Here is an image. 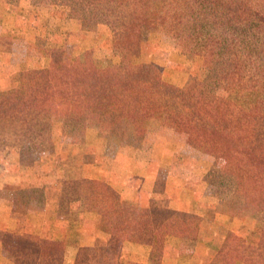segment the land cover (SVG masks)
Segmentation results:
<instances>
[{
    "label": "trees",
    "instance_id": "1",
    "mask_svg": "<svg viewBox=\"0 0 264 264\" xmlns=\"http://www.w3.org/2000/svg\"><path fill=\"white\" fill-rule=\"evenodd\" d=\"M50 2L66 9L72 21L106 25L119 59L100 66L87 53L75 61L65 45L47 44L41 65L23 69L18 86L0 96V146L31 157L37 145L52 142L54 121L61 123L64 135L81 143L88 117L105 123L109 137L122 143L172 123L187 147L211 159L208 172L216 201L237 220L263 221L257 237L229 231L209 264H264V0ZM158 31L178 42L181 55L203 77L191 76L182 86L163 77L161 66L142 51L143 39ZM61 184L66 200L100 208L114 235L112 247L143 239L135 231L141 224L157 232L156 248L165 235H197L198 213L123 203L105 181L91 177ZM30 192L18 189L17 202ZM125 229L131 236L124 235ZM0 244L13 264H34L41 251H48L42 262L60 264L65 248L59 239L9 231H0Z\"/></svg>",
    "mask_w": 264,
    "mask_h": 264
},
{
    "label": "crops",
    "instance_id": "2",
    "mask_svg": "<svg viewBox=\"0 0 264 264\" xmlns=\"http://www.w3.org/2000/svg\"><path fill=\"white\" fill-rule=\"evenodd\" d=\"M15 26L18 28L19 25H11V28L7 25H0V96L11 94L13 89L18 86L20 73L23 69L38 67L44 60L46 42L43 40L39 55L34 54L37 49L35 42L39 41V37H34L33 41L30 40L27 44H23V49H20L22 39L18 31L14 29ZM5 27L9 30L6 31ZM16 49L19 50H17L18 55H15ZM95 134L94 130L87 128L85 143L95 144L93 142ZM77 146L79 148L76 153V162L64 166V174H61L57 181L55 180L49 185L29 182L27 177L19 175V173H11V176L7 177L8 168L1 169L0 231L32 235L41 239L61 240L64 242L65 248L60 264H209L227 233L235 231L232 226H235L236 220L229 216L228 206L212 199L211 192L207 198L206 195L197 196L196 192L199 193L200 190L189 189L188 186L185 187L181 183V191L185 192L184 194L181 195L178 189V193L174 196L171 193L166 194L165 192L175 190L170 178H175L176 181L179 178L169 175V181L162 185L156 176L158 169L146 170V172L144 169L135 170L137 174L144 172L147 175L141 184L142 187L133 186L132 183L126 181H111L108 173H104L103 168L95 162H83L80 158L84 153L81 151L83 146ZM36 154L35 151L31 157ZM19 157L18 153L15 158L16 164H19ZM104 158L109 159L110 156L105 155ZM41 162L44 161L41 160ZM4 176L7 179H2ZM130 176L132 177V175ZM15 177L17 178L15 179ZM85 177L105 181L115 191L120 201L138 208L163 210L166 206L173 211L198 213L201 220L196 237L191 239L178 237L174 234L165 235L161 248H156L153 246V238L157 232H153L146 225L141 224L135 231H138L143 239H125L118 246L112 247L109 245V241L114 235L108 229L109 227L106 225L108 218L103 215L100 208L97 206L86 208L82 204V200L69 201L63 198L62 180H76ZM183 181L184 179L181 180V182ZM20 188L32 190L34 196L25 198L23 202H17V190ZM3 191H6L5 195ZM75 209L76 211H74ZM32 215L40 217L35 229H24L18 226L15 217L29 218ZM50 215H53L51 218L54 220L50 219ZM11 216L14 217L12 222H7L6 219L10 220ZM123 224L126 226L125 222ZM129 226L126 229H131ZM126 229L124 235H130L131 233H126ZM160 236H162V232ZM188 239L193 241V247L185 245L187 251H184V248L179 250L180 243ZM40 254L37 253L39 259L34 264H45L46 260L42 261L48 251H41ZM0 260H3L5 264H13L12 257L2 248L1 244ZM39 261L41 262L39 263ZM47 263L50 264V260H47ZM25 264L33 263L29 261Z\"/></svg>",
    "mask_w": 264,
    "mask_h": 264
},
{
    "label": "rangeland",
    "instance_id": "3",
    "mask_svg": "<svg viewBox=\"0 0 264 264\" xmlns=\"http://www.w3.org/2000/svg\"><path fill=\"white\" fill-rule=\"evenodd\" d=\"M35 3L33 4L32 0H0V25H7L9 28L11 25H19V29L16 26L14 29L18 31L22 39L20 49H23V44L33 41L34 37H39V41L35 42L37 49L34 54L36 55H39L44 40L46 45L49 43L65 45L72 52L71 59L75 61L84 60L87 53L100 66L118 61L119 56L111 47L110 30L106 25L85 26L79 21H72L66 9L51 5L50 0H38ZM9 28L5 27L6 31ZM145 39L146 37L142 42V51L147 58L161 66L165 79L182 86L191 76L203 77V71L199 70L194 62L181 55L178 42L172 36L158 31ZM17 50L15 55H18ZM86 124L87 128L96 132L95 141H93L95 144L85 143V140L82 143L73 141L72 137L63 134L61 123L54 121L51 128L55 135L52 139L54 142L40 143L35 148L37 154L33 157H19V164L15 163L16 156L20 154L18 149L8 148L6 145L0 146V171L6 167L8 168L7 177H10L11 173H19L27 177L29 182L49 185L64 174V166L76 162V153L79 148L77 145H79L83 146L81 151L84 153L80 157L83 162H95L103 168L104 173H108L111 181H126L133 186L142 187L141 184L147 175L144 172L137 174L135 170L144 169L146 172V170L158 169L156 176L162 185L169 181V175L179 178L178 181L170 178L175 190L165 192L166 194L171 193L173 196L178 192L181 195L184 194L185 192L181 191L182 185L192 190H200V194L196 192L197 196L206 195L207 198L210 192L213 193L214 187L210 183L208 172L211 159L187 147L184 135L178 132L172 123H164L156 130L142 136H128L125 143L109 137V127L96 117H88ZM105 155H109L110 158H104ZM104 176L106 177V174ZM7 177L4 176L2 179ZM182 179H184L183 182H181ZM5 193L6 191H3L4 195ZM31 193L30 197L34 196ZM211 198L215 199L213 195ZM168 209L164 207L165 211ZM13 216L10 220L7 218V222H12ZM51 217L53 215H50V219L54 220ZM15 218L20 228L32 230L40 219L37 215L29 218L24 216ZM232 219L236 220L235 226H232L235 230L232 231L233 233L242 237L259 236L262 220L243 221L233 217ZM61 227L63 230V223ZM185 245L193 247V241L188 239L180 243L178 249L184 248V251H187ZM0 264L5 263L0 260Z\"/></svg>",
    "mask_w": 264,
    "mask_h": 264
}]
</instances>
